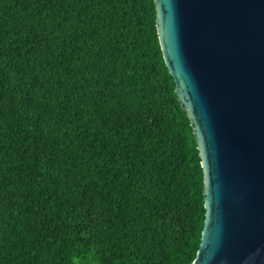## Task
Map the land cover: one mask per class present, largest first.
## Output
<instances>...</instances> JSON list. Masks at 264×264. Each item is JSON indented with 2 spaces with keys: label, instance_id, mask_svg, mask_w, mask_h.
<instances>
[{
  "label": "trees",
  "instance_id": "16d2710c",
  "mask_svg": "<svg viewBox=\"0 0 264 264\" xmlns=\"http://www.w3.org/2000/svg\"><path fill=\"white\" fill-rule=\"evenodd\" d=\"M204 199L155 0H0V264H192Z\"/></svg>",
  "mask_w": 264,
  "mask_h": 264
},
{
  "label": "water",
  "instance_id": "95a60500",
  "mask_svg": "<svg viewBox=\"0 0 264 264\" xmlns=\"http://www.w3.org/2000/svg\"><path fill=\"white\" fill-rule=\"evenodd\" d=\"M194 127L206 218L192 264H264V0H155Z\"/></svg>",
  "mask_w": 264,
  "mask_h": 264
}]
</instances>
